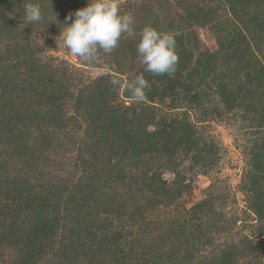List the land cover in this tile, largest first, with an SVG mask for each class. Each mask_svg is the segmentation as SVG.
Returning <instances> with one entry per match:
<instances>
[{
  "label": "rangeland",
  "instance_id": "1",
  "mask_svg": "<svg viewBox=\"0 0 264 264\" xmlns=\"http://www.w3.org/2000/svg\"><path fill=\"white\" fill-rule=\"evenodd\" d=\"M87 2L0 0V225L10 223L11 199L20 192L54 198L63 220L42 264L110 261L106 254L89 256L86 249L93 243L73 248L66 240L75 213L87 217L84 209L72 206L74 185L82 187L78 181L96 163L91 154L99 143L87 123L97 102L116 107L153 105L146 98L135 100L125 89L128 81L143 74L150 84L146 93L156 89L152 99L156 106L165 110L173 104L171 112L190 120L197 130L192 142L197 149L188 144L191 151L174 158L180 168H193L187 173L191 187L181 202L186 208L196 202L211 208L208 202L214 204L215 213L176 241L175 232H169L175 212L158 208L148 217L152 223L140 231L141 241L127 244L134 248L135 261L144 264L142 252L156 250L158 255L164 248L167 264H205V256L212 253L214 264H264V117L256 120L248 112L252 102L264 108V91L251 92L253 82L247 78L264 67V0H117L122 14L133 15L134 33L123 34L112 53L100 52L96 60L83 62L58 36L65 17ZM27 3L40 6L42 21L25 24ZM146 26L174 34L176 77L144 71L136 44ZM238 35L245 37L242 46L247 47L240 61L230 50ZM211 53L216 60V93L170 91L171 79L186 67L184 79L193 76L189 85L199 82V64ZM113 79L120 80L118 87L111 84ZM165 79L170 80L167 89H160ZM176 84L186 85L179 78ZM161 170L166 180H172L169 169ZM98 189L97 200L119 199V190ZM23 212L19 215L25 220ZM14 257L15 251L5 247L0 264H12Z\"/></svg>",
  "mask_w": 264,
  "mask_h": 264
},
{
  "label": "trees",
  "instance_id": "2",
  "mask_svg": "<svg viewBox=\"0 0 264 264\" xmlns=\"http://www.w3.org/2000/svg\"><path fill=\"white\" fill-rule=\"evenodd\" d=\"M244 40L245 37L238 35L237 41L230 48L236 61L241 60L239 55L247 49L242 46ZM214 58L213 53L203 55L198 69L199 82L189 85L193 76L189 74L184 79V70L188 69L186 67L177 74V79H183L186 85L181 87L176 84L177 79L172 78L171 82L174 84L170 91L181 88L216 93ZM247 78L253 82L247 86L251 92L264 91L263 66L252 78ZM162 81L164 84L160 85V89H167L170 80ZM155 94L156 89L151 88L145 95L153 105L139 103L129 107H116L99 101L98 107L92 109L87 123V126L92 127L95 142L100 145L91 154L96 163L91 164L86 176L78 181L82 183V187H78L77 183L74 185L76 194L72 206L81 211L84 209L87 217L75 213V218L70 221L72 227L66 240L73 248H83L85 244L93 243L86 252L89 256L109 255L111 258L106 264H139L135 261L133 246L127 244L141 241L140 231L152 223L148 217L158 208L175 212L171 222L173 228L169 232H175L173 240L176 241L182 240L188 230L199 229L200 223L215 213L214 204L208 202L206 205L211 208H206L205 202H196L186 208L181 202L184 192L191 187L187 173L193 168H180V162L174 158L179 155L186 156L191 151L186 147L188 144L194 150L197 149V144L192 143L196 140L197 130L190 120L171 112L175 108L173 104L168 105L165 110L156 106L152 100ZM248 112H253L256 120L262 121L264 117V108L255 102L250 104ZM194 158L190 157L192 160ZM161 169H169L173 173L172 180H166L160 172ZM100 186L105 190H119V199L112 202L101 197L97 200L94 194L95 190L99 191ZM26 194L20 192L11 199V221L0 225V257L3 248L9 247L15 251L12 264H42L46 250L54 246V232L63 220L62 211L57 204L54 207V198ZM20 211H26L23 212L26 213L25 220L20 219ZM85 231L87 235H82ZM84 239H88V242ZM143 244L146 246L145 250H150L149 244ZM252 248L255 249L254 245L248 246V249ZM204 250L208 251L206 248ZM154 251L156 250L142 252L141 255L146 258L144 264L168 263L165 261L168 257L167 250L159 249L158 255ZM215 260L212 253L206 255L203 262L214 264ZM73 264L79 263L75 261Z\"/></svg>",
  "mask_w": 264,
  "mask_h": 264
},
{
  "label": "clouds",
  "instance_id": "3",
  "mask_svg": "<svg viewBox=\"0 0 264 264\" xmlns=\"http://www.w3.org/2000/svg\"><path fill=\"white\" fill-rule=\"evenodd\" d=\"M23 19L25 24L30 25L42 21L40 6L27 3ZM63 24L65 27L58 37L62 38L64 47L83 62L96 60L100 52L105 55L112 53L118 47L123 34L134 33L133 15L122 14L117 0H88L84 7L67 15ZM176 47L173 33L146 26L139 33L136 52L145 72L157 76H172L179 59ZM120 83L119 79L111 81L114 87H118ZM149 88L150 84L143 74L135 76L125 84L126 91L137 101L145 98Z\"/></svg>",
  "mask_w": 264,
  "mask_h": 264
}]
</instances>
